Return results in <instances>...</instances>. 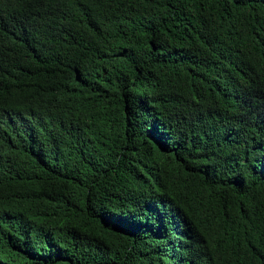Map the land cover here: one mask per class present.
Listing matches in <instances>:
<instances>
[{
  "label": "trees",
  "instance_id": "trees-1",
  "mask_svg": "<svg viewBox=\"0 0 264 264\" xmlns=\"http://www.w3.org/2000/svg\"><path fill=\"white\" fill-rule=\"evenodd\" d=\"M0 264H264V0H0Z\"/></svg>",
  "mask_w": 264,
  "mask_h": 264
}]
</instances>
